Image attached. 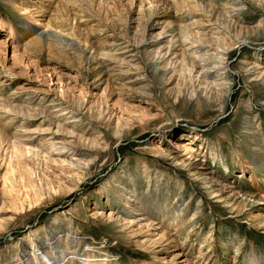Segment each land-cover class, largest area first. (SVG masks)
I'll return each mask as SVG.
<instances>
[{"label":"rangeland","instance_id":"rangeland-1","mask_svg":"<svg viewBox=\"0 0 264 264\" xmlns=\"http://www.w3.org/2000/svg\"><path fill=\"white\" fill-rule=\"evenodd\" d=\"M0 264H264V0H0Z\"/></svg>","mask_w":264,"mask_h":264},{"label":"bare ground","instance_id":"bare-ground-1","mask_svg":"<svg viewBox=\"0 0 264 264\" xmlns=\"http://www.w3.org/2000/svg\"><path fill=\"white\" fill-rule=\"evenodd\" d=\"M11 30H13V29H10V31H9V34H10V36L11 37H14L15 36V33H13ZM103 76V75H102ZM101 76V77H102ZM106 76V75H105ZM212 76H214V78H216V80H217V78H219V77H221L222 76V74L220 73V74H218V72H216V71H214V74H212ZM250 77V76H249ZM103 80V77L101 78V81ZM215 80V79H214ZM224 80V79H223ZM219 81V80H218ZM105 82V84H106V86L108 87V86H111L112 85V81L109 79V78H106V80L104 81ZM213 84V86H214V88H215V86H216V89L217 88H219V87H222L224 84H219V85H217V83L216 82H214V83H212ZM106 87V88H107ZM211 87V86H210ZM183 149V148H182ZM183 156V155H182ZM187 156V155H186ZM215 182V181H214ZM209 184H212V189L214 190V188L215 187H218V185H216L215 183H209ZM24 259V258H28L27 257V254H23L21 257H20V259Z\"/></svg>","mask_w":264,"mask_h":264}]
</instances>
